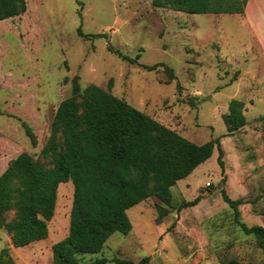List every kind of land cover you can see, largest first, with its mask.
<instances>
[{"label":"rangeland","instance_id":"obj_1","mask_svg":"<svg viewBox=\"0 0 264 264\" xmlns=\"http://www.w3.org/2000/svg\"><path fill=\"white\" fill-rule=\"evenodd\" d=\"M26 2L25 11L0 20V173L22 151L48 162L41 149L74 75L80 88L109 89L190 141L219 137L223 149V170L214 149L179 187H170L166 214L158 215L160 201L149 196L126 210L128 233L113 232L99 252L79 261L149 256L148 264H264V250L234 221L221 194L242 200L240 221L264 226V76L258 53L248 48L247 28L224 17L227 38L219 52L213 43L219 22L203 13L155 7L151 0H126L117 8L110 0ZM154 63L168 65L175 78L163 67H144ZM232 98L243 101L246 123L227 133L221 115ZM21 121L34 132L35 146ZM197 195L195 205L179 207ZM72 196V183L60 182L44 239L14 247L0 229V257L7 247L16 264H50L51 245L68 232Z\"/></svg>","mask_w":264,"mask_h":264},{"label":"trees","instance_id":"obj_2","mask_svg":"<svg viewBox=\"0 0 264 264\" xmlns=\"http://www.w3.org/2000/svg\"><path fill=\"white\" fill-rule=\"evenodd\" d=\"M26 1L0 0V20L25 11ZM246 1L151 0V4L185 13H243ZM78 32L87 35L80 29ZM100 35L103 34L89 36ZM144 67H163L170 79L175 78L173 69L164 63ZM243 109L242 100H229L227 111L221 115L227 133L245 125ZM21 126L35 146L37 140L30 126L24 121ZM214 149L223 170L219 137L202 143L190 141L109 89L93 83L80 88L78 76L74 75L71 93L56 105L48 138L41 149L48 162L22 151L0 173V229L9 233L14 247L44 239L54 213L57 186L70 181L73 196L68 232L51 245L50 264H82L79 255L99 252L115 231H130L126 210L133 205L155 195L161 203L156 204L158 215L166 214L163 204L170 205V187L211 156ZM221 194L233 209L234 221L244 233L253 234L264 250V226H247L240 221L238 205L242 200L230 198L224 189ZM199 199L197 195L179 207L195 205ZM2 255L0 264H16L7 247L2 249ZM113 262L148 264L149 256L135 262L115 258Z\"/></svg>","mask_w":264,"mask_h":264},{"label":"crops","instance_id":"obj_3","mask_svg":"<svg viewBox=\"0 0 264 264\" xmlns=\"http://www.w3.org/2000/svg\"><path fill=\"white\" fill-rule=\"evenodd\" d=\"M113 2L114 6L126 3V0H110ZM116 4V5H115ZM206 14V17H214L213 20L219 22V35L213 37V43H216L218 46V51L220 52L225 40L226 33L223 31L224 25L221 23L224 17H228L230 20H234L235 24L238 27L247 28L251 38L252 46L248 48L253 52H257L259 55V60L261 61V75L264 76V0H247L243 9V13H203ZM210 14L214 15L211 16ZM223 26V28H222ZM245 45V44H244ZM246 46V45H245ZM245 49V47H244ZM239 56L242 53H245L243 49H240ZM222 55V54H220ZM226 56L234 55V52L229 50ZM237 55V56H238ZM223 56V55H222ZM178 181V180H177ZM178 187L179 185L176 184Z\"/></svg>","mask_w":264,"mask_h":264}]
</instances>
